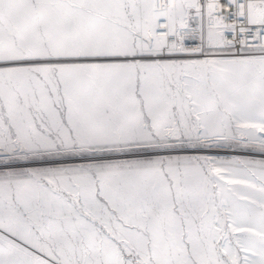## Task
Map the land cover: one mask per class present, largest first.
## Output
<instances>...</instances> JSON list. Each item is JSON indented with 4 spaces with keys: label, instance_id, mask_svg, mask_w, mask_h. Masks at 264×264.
I'll return each mask as SVG.
<instances>
[{
    "label": "snow or ice",
    "instance_id": "6c2138e0",
    "mask_svg": "<svg viewBox=\"0 0 264 264\" xmlns=\"http://www.w3.org/2000/svg\"><path fill=\"white\" fill-rule=\"evenodd\" d=\"M0 264H264V0H0Z\"/></svg>",
    "mask_w": 264,
    "mask_h": 264
}]
</instances>
